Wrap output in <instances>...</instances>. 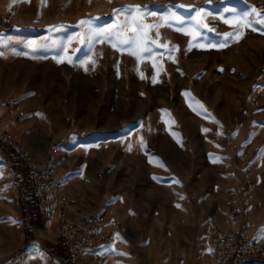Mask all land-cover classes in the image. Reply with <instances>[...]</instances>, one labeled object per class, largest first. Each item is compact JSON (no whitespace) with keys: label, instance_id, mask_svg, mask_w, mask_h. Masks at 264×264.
<instances>
[{"label":"rangeland","instance_id":"374dc122","mask_svg":"<svg viewBox=\"0 0 264 264\" xmlns=\"http://www.w3.org/2000/svg\"><path fill=\"white\" fill-rule=\"evenodd\" d=\"M259 20H264V0H0V97L8 87L5 71L21 65H61L71 71L63 74L78 87L72 102L76 104L70 105L78 109L68 115L86 114L101 121L109 114L110 125L114 115L137 121L151 118L149 130L161 134L152 144L159 152L152 165L162 170L159 193H166L161 181L171 178L168 173L181 155L175 146L182 132L200 140L202 128L209 132L218 128L233 136L237 142L231 145L240 144L254 157V172L264 185V26ZM137 24L142 29L139 35ZM126 40L129 44L122 42ZM34 75L29 79L24 73V85L45 74ZM17 83L22 85L14 81L13 86ZM10 107L0 105V131L5 134ZM251 137L255 149L243 148L252 143ZM217 138L211 157L202 156L206 172L198 170L196 158H191L193 192L202 182L209 188L211 177L222 178V172L229 186L223 166L225 137ZM139 179L152 183L144 170ZM23 180L24 173L14 170L10 155L0 149V264H11V259L16 264H51L43 248L56 252L60 223L68 218L63 212L54 216L56 226L43 216L34 224ZM226 186L220 184L209 193L217 212H224ZM226 200L227 191L225 205ZM141 204L140 226L145 231H134L138 224L127 229L124 249L115 257H100L99 264H170L175 257L199 258L208 264L217 259L208 229L189 237L167 233L160 212L151 216V203ZM157 204L161 208L166 202ZM252 205L251 198L243 209ZM181 236L200 247L183 246ZM78 264L92 262L87 257ZM255 264H264V259L256 258Z\"/></svg>","mask_w":264,"mask_h":264},{"label":"crops","instance_id":"0c3cea01","mask_svg":"<svg viewBox=\"0 0 264 264\" xmlns=\"http://www.w3.org/2000/svg\"><path fill=\"white\" fill-rule=\"evenodd\" d=\"M65 68L61 65H21L15 71L14 68L8 73L5 71L3 80L8 87L0 97V105L4 102L11 104L6 118V133L11 144L29 153L40 169H51L53 178L61 183L62 193L67 199L63 209L66 217L75 221L97 215L107 226L116 228L117 224L120 225L111 244L100 242L98 251L101 258L108 255L115 257L124 249L125 232L130 227L138 224L134 231H145L140 226L143 200L151 203L148 208L151 216L160 212L167 233H186L185 236L189 237L193 232L206 231L207 220L214 218L222 228L233 222L237 232L249 236L264 234V185L258 172L252 175L256 186L252 195L253 205L240 214L231 212L225 205L227 182L223 172L222 178L211 177L209 188L202 182L197 192L191 191V158H196L198 170L206 172L208 165L202 162V156L208 153V158L211 157L209 153L212 154L216 147L213 143L215 138L225 137L222 146L226 154L229 146L237 142L233 136H227L224 130L218 128L212 132L202 128L199 131L200 140H194L183 131L181 142L175 146L181 155L175 168L168 173L171 178L161 181L166 193L164 190L159 193L158 178L162 170L160 172L152 165L159 159V152L152 144L161 134L149 130L151 118L137 121L133 116L114 115V123L110 125L109 114L101 121L86 114L68 115L78 109L70 107L76 104L72 102L78 97V87L74 86L71 76L63 74L71 72ZM41 72L45 74L41 80L24 85V73H28L31 79L33 74ZM14 81H22V85L17 83L13 86ZM104 87L108 89L106 85ZM1 98L6 101L2 102ZM250 139L252 143L243 144V148L254 150L255 142L253 137ZM142 170L152 180L151 184L139 179ZM220 184L226 186L221 203L224 212H217L214 198H209V193ZM143 193L147 194L146 198H143ZM158 201H165V206L158 208ZM43 218V221L51 220V225L56 226L55 217ZM181 239L183 246L200 247L197 241L188 244L183 236ZM255 263L256 259L247 262ZM170 264L205 263L199 258L175 257ZM208 264H216V259Z\"/></svg>","mask_w":264,"mask_h":264},{"label":"built area","instance_id":"2783aa9c","mask_svg":"<svg viewBox=\"0 0 264 264\" xmlns=\"http://www.w3.org/2000/svg\"><path fill=\"white\" fill-rule=\"evenodd\" d=\"M231 133L232 131L228 130V134ZM217 140L220 141V138ZM0 142L13 147L28 166L23 181L24 184L26 181L30 184V189L25 186L36 198L41 215L63 216L67 199L62 193L61 183L53 178L52 170H42L37 164H33L32 156L12 145L8 134L1 131ZM224 160V171L228 174L229 180L226 206L234 213L240 214L243 208L250 206L255 191L252 179L255 159L249 152L241 150L240 144H233L229 146ZM119 226V224L116 228L107 226L97 215L75 221L63 219L56 244L59 252L52 253L46 248L43 249L51 256V264H66L67 261L78 264L87 257L92 264H99L100 242L111 244ZM207 226V235L211 238L212 247L217 255L216 264H241V260L246 258L264 259V238L237 232L233 222L222 228L214 218H210L207 220ZM36 250L34 248V251ZM11 264H16L15 259H11Z\"/></svg>","mask_w":264,"mask_h":264},{"label":"trees","instance_id":"16d2710c","mask_svg":"<svg viewBox=\"0 0 264 264\" xmlns=\"http://www.w3.org/2000/svg\"><path fill=\"white\" fill-rule=\"evenodd\" d=\"M0 149L10 155L11 157V162L13 163V169L20 172V173H24L26 174L28 171V166L24 163V161L17 155V152L9 145L4 144L2 142H0ZM25 185L27 187H29L30 189V184L28 183V181L25 182ZM28 195L29 198L26 200L28 204H30L33 209V216H31V221L36 224L38 222H40L42 220V215L40 213V210L38 208V204L36 202V198L33 196V194L30 192V190L28 191ZM56 252H59L57 249L53 248ZM66 264H71L70 262H66Z\"/></svg>","mask_w":264,"mask_h":264},{"label":"snow or ice","instance_id":"6c2138e0","mask_svg":"<svg viewBox=\"0 0 264 264\" xmlns=\"http://www.w3.org/2000/svg\"><path fill=\"white\" fill-rule=\"evenodd\" d=\"M262 26H264V20H259L258 21ZM204 27H207V25H204ZM136 31H137V35H139V33L142 31V29H141V27H140V25L139 24H137V26H136ZM123 43H125V44H129V41H122ZM136 41L133 39L132 41H131V43H135ZM130 46V45H129ZM144 51H147V49L145 48L144 49ZM222 70V69H221ZM177 207H179V205H177Z\"/></svg>","mask_w":264,"mask_h":264}]
</instances>
